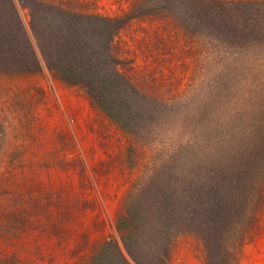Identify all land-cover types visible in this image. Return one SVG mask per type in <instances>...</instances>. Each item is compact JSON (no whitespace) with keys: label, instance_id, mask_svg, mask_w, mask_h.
Returning a JSON list of instances; mask_svg holds the SVG:
<instances>
[{"label":"rangeland","instance_id":"374dc122","mask_svg":"<svg viewBox=\"0 0 264 264\" xmlns=\"http://www.w3.org/2000/svg\"><path fill=\"white\" fill-rule=\"evenodd\" d=\"M208 1L264 28V0ZM198 3L0 0V264H264V43L196 30ZM55 11L112 19L117 122L51 66Z\"/></svg>","mask_w":264,"mask_h":264},{"label":"trees","instance_id":"16d2710c","mask_svg":"<svg viewBox=\"0 0 264 264\" xmlns=\"http://www.w3.org/2000/svg\"><path fill=\"white\" fill-rule=\"evenodd\" d=\"M237 5L235 1L222 3L199 0L193 14V20L196 22L194 28L220 38L221 43L228 49H238L242 46L257 47L259 44L257 42L264 43L263 27L248 20L238 21L232 16L228 18L227 12L235 9ZM49 19L52 21L49 24H54L50 26L51 32L48 36L51 38L50 54L54 60L51 66L63 79L83 85L96 104L117 122L111 108L113 105L120 108L121 104L128 103L127 99H123L124 92L128 91V85L116 73L112 74V70L109 69L110 44L115 32L112 19L97 14L60 11L52 12ZM41 45L43 46V43L38 41L40 48ZM259 46L263 48L264 44ZM37 57L35 53V58ZM244 62L240 55H232L223 69L227 71L234 66L243 68ZM218 84L225 83L220 81ZM138 100L136 98L132 105H135ZM230 182L226 177L221 180L219 176H216L213 186L224 189V186L229 185ZM211 196L215 197V201L219 199L218 194ZM222 204H226V199ZM145 205L148 209V202ZM129 219L130 216L119 220L118 228L127 231L126 227L122 226ZM124 261L128 264L126 260Z\"/></svg>","mask_w":264,"mask_h":264}]
</instances>
